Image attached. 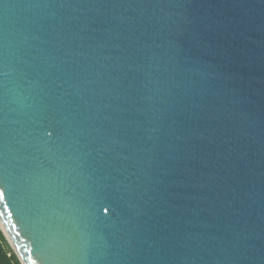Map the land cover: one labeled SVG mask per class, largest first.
<instances>
[{"label":"water","instance_id":"obj_1","mask_svg":"<svg viewBox=\"0 0 264 264\" xmlns=\"http://www.w3.org/2000/svg\"><path fill=\"white\" fill-rule=\"evenodd\" d=\"M0 189L22 264H264V0H0Z\"/></svg>","mask_w":264,"mask_h":264},{"label":"trees","instance_id":"obj_2","mask_svg":"<svg viewBox=\"0 0 264 264\" xmlns=\"http://www.w3.org/2000/svg\"><path fill=\"white\" fill-rule=\"evenodd\" d=\"M0 264H22L0 227Z\"/></svg>","mask_w":264,"mask_h":264},{"label":"snow or ice","instance_id":"obj_3","mask_svg":"<svg viewBox=\"0 0 264 264\" xmlns=\"http://www.w3.org/2000/svg\"><path fill=\"white\" fill-rule=\"evenodd\" d=\"M5 197H4V192H3V190L2 189H0V200H3ZM3 207H4V210L5 211H8V204L7 203H5L4 205H3Z\"/></svg>","mask_w":264,"mask_h":264}]
</instances>
